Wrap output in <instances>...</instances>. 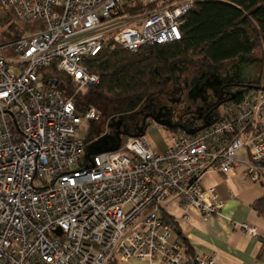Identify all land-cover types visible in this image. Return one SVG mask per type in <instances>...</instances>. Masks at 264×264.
Wrapping results in <instances>:
<instances>
[{"label": "built area", "instance_id": "1", "mask_svg": "<svg viewBox=\"0 0 264 264\" xmlns=\"http://www.w3.org/2000/svg\"><path fill=\"white\" fill-rule=\"evenodd\" d=\"M195 1L0 0L21 22L42 24L0 43L14 54H0V264H219L185 254L160 210L172 194L203 218L220 214L224 200L202 182L208 171L243 163L264 184V88L228 98L195 132L172 133L162 152L139 135L86 158L81 124L101 112L75 102L98 83L84 61L109 38L129 52L177 41ZM126 6L142 10L118 21Z\"/></svg>", "mask_w": 264, "mask_h": 264}, {"label": "trees", "instance_id": "2", "mask_svg": "<svg viewBox=\"0 0 264 264\" xmlns=\"http://www.w3.org/2000/svg\"><path fill=\"white\" fill-rule=\"evenodd\" d=\"M170 1L155 0L153 6ZM0 8L1 44L14 42L42 26L40 22H21L12 10ZM141 10L126 6L120 15L136 16ZM180 33L177 41L145 46L136 52L119 48L109 38L96 55L84 61L99 81L82 93L77 109L92 105L98 109L107 106L114 112L131 111L163 89L176 62L209 72L239 56L253 54L264 36V0H196L184 17ZM259 85L255 80L249 88ZM255 207L264 212L259 203Z\"/></svg>", "mask_w": 264, "mask_h": 264}, {"label": "rangeland", "instance_id": "3", "mask_svg": "<svg viewBox=\"0 0 264 264\" xmlns=\"http://www.w3.org/2000/svg\"><path fill=\"white\" fill-rule=\"evenodd\" d=\"M122 19L128 21L125 16L118 21ZM129 25L134 23L129 21ZM7 53L14 57L9 50L0 51ZM255 80L264 85V36L253 54L239 56L209 72L176 62L163 89L135 109L114 112L103 106L99 119L82 122L85 158L116 149L128 136L143 135L152 149L158 150L169 142L172 133H192L214 120L231 94L244 92ZM82 93L75 95V102Z\"/></svg>", "mask_w": 264, "mask_h": 264}, {"label": "crops", "instance_id": "4", "mask_svg": "<svg viewBox=\"0 0 264 264\" xmlns=\"http://www.w3.org/2000/svg\"><path fill=\"white\" fill-rule=\"evenodd\" d=\"M167 145L168 141L155 151L162 152ZM236 158L246 161L247 150L238 149ZM202 182L204 186H213L224 200L220 214L203 218L195 207L183 205L170 194L160 216L170 221L171 241L189 256L213 254L219 264H264V212L259 213L255 207L259 203L264 210V184L253 183L245 174L243 163L227 175L208 171ZM243 223L253 227L255 233L241 228L239 225ZM129 263L160 264V261L133 258L121 264Z\"/></svg>", "mask_w": 264, "mask_h": 264}, {"label": "water", "instance_id": "5", "mask_svg": "<svg viewBox=\"0 0 264 264\" xmlns=\"http://www.w3.org/2000/svg\"><path fill=\"white\" fill-rule=\"evenodd\" d=\"M248 88H249V86H247ZM253 88H261V87H259V86H255V87H253ZM234 96V94H231L230 95V98H232ZM208 123H206L205 125H207ZM117 148H119V146L117 147ZM116 148V149H117ZM58 232H60V230H57Z\"/></svg>", "mask_w": 264, "mask_h": 264}, {"label": "flooded vegetation", "instance_id": "6", "mask_svg": "<svg viewBox=\"0 0 264 264\" xmlns=\"http://www.w3.org/2000/svg\"><path fill=\"white\" fill-rule=\"evenodd\" d=\"M234 97V96H233ZM229 98H230V96H229Z\"/></svg>", "mask_w": 264, "mask_h": 264}]
</instances>
